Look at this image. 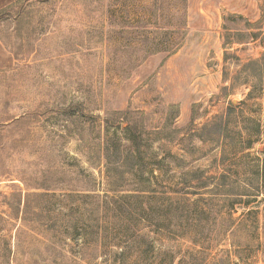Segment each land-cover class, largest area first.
I'll return each mask as SVG.
<instances>
[{
	"label": "rangeland",
	"instance_id": "obj_1",
	"mask_svg": "<svg viewBox=\"0 0 264 264\" xmlns=\"http://www.w3.org/2000/svg\"><path fill=\"white\" fill-rule=\"evenodd\" d=\"M263 53L264 0H0V264H264Z\"/></svg>",
	"mask_w": 264,
	"mask_h": 264
},
{
	"label": "trees",
	"instance_id": "obj_2",
	"mask_svg": "<svg viewBox=\"0 0 264 264\" xmlns=\"http://www.w3.org/2000/svg\"><path fill=\"white\" fill-rule=\"evenodd\" d=\"M142 32H140L141 35L145 38V51L147 54L153 55L157 53H166L167 57H170L171 55L175 54L176 51L180 48L181 43L179 42H174L171 39H165L164 43L161 44L159 41L156 40H151L149 39L148 36L152 35H158V30H148V29H143L141 28ZM165 32V31H164ZM172 30H167L166 35H170ZM154 38V37H153ZM227 54H224V62L227 61ZM234 60H239L237 57H233ZM242 72L248 75H254L258 82L261 84L264 82V53L261 55L259 59L256 60H249L246 64L243 65L242 67ZM251 91L249 95L252 93ZM130 125H128L127 128H125V131L128 132L130 135L129 140L132 144L130 153L127 154L126 156L129 155V159L134 160L136 159L137 155L139 154V137L137 135V131L134 130ZM226 122L222 120L221 117H219L217 120H214L211 124L205 125L202 127L201 131L207 132V138L210 139V137H224V133H226ZM257 131L260 132V127H257ZM132 135V136H131ZM204 139V138H203ZM203 139H199L202 141ZM121 156L122 153L120 152V146L117 145L115 146V150L111 151V154L109 150L107 152H103L102 159L104 160L105 166L107 167V173L111 174V177L114 173L117 172V170L123 166L124 162H121ZM129 170V169H128ZM123 172L121 171L118 173L119 177L118 180H121L123 177ZM264 182V171L261 172L260 174V180ZM218 186H216L217 189ZM226 189V188H225ZM228 191L225 190L223 195H227ZM249 203H246L248 205ZM173 214H177V211L172 212ZM158 223V222H157Z\"/></svg>",
	"mask_w": 264,
	"mask_h": 264
}]
</instances>
